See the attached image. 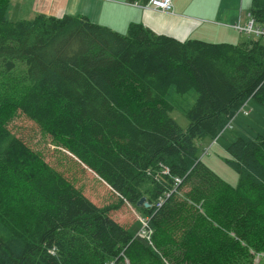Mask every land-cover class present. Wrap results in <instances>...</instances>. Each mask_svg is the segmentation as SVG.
I'll return each mask as SVG.
<instances>
[{
	"label": "trees",
	"instance_id": "16d2710c",
	"mask_svg": "<svg viewBox=\"0 0 264 264\" xmlns=\"http://www.w3.org/2000/svg\"><path fill=\"white\" fill-rule=\"evenodd\" d=\"M12 2L0 0V264H252V251L264 252V124L227 147L235 186L198 157L197 141L231 130L250 101L264 116V0L251 1L247 19L236 16L234 28L247 34L237 45L192 38L193 30L180 41L142 23L121 34L68 14L14 20ZM9 110L121 202L144 197L145 234H132L13 133ZM162 169L167 178L149 185Z\"/></svg>",
	"mask_w": 264,
	"mask_h": 264
},
{
	"label": "rangeland",
	"instance_id": "374dc122",
	"mask_svg": "<svg viewBox=\"0 0 264 264\" xmlns=\"http://www.w3.org/2000/svg\"><path fill=\"white\" fill-rule=\"evenodd\" d=\"M173 0L175 8L180 3L184 9L191 5L188 0ZM252 0H201L203 6L199 9H193L189 15L193 19L194 29L192 38L201 39L211 43H232L237 45L240 41H245L246 33H241L238 28H234L235 22L232 21V15L238 18L242 15L247 19V14L251 8ZM30 0H14L11 17L14 20L28 19L29 9L24 12ZM222 2V3H220ZM181 10V9H180ZM242 19V21H243ZM238 21V20H236ZM233 22V23H231ZM191 98V97H190ZM188 101H192L188 99ZM259 107L254 101H250L245 108L249 115L240 113L232 123L233 128L226 130L222 136L216 140L211 138L199 139L198 157L221 178L230 185H237L239 181L238 173L227 164L230 155L227 147L238 137L250 139L254 134L251 124H264V116L259 114ZM173 119L182 127L184 131L189 126L186 116L179 110L171 113ZM8 128L20 137L34 151L40 153L41 157L56 167L59 171L81 189L83 193L101 209H108L109 215L122 225L127 226L134 235L145 234L143 229L146 225V216L143 214L141 205L129 203L127 200L121 202V196L115 193L112 188L105 183L96 173L82 165L73 155L68 154L61 145L56 146L53 143V137L46 134L42 128L28 119L25 114L19 110H9L6 118ZM256 134L261 131H255ZM263 133V132H261ZM161 174L157 171L153 173L152 178L148 179L149 185H156L167 178L168 169H162ZM177 181V180H176ZM176 185V184H175ZM146 200V199H145ZM259 240L260 236H256ZM254 254L252 264H264V252Z\"/></svg>",
	"mask_w": 264,
	"mask_h": 264
},
{
	"label": "crops",
	"instance_id": "0c3cea01",
	"mask_svg": "<svg viewBox=\"0 0 264 264\" xmlns=\"http://www.w3.org/2000/svg\"><path fill=\"white\" fill-rule=\"evenodd\" d=\"M188 1L191 5L186 10H183L184 5L178 3L177 8L174 6L172 11H162L151 6L145 8L146 4H131L127 0H30L24 12L29 9L28 19L34 18L37 14L55 17L67 14L84 16L121 34L128 33L131 23H142L158 34H166L185 41L191 38L189 33L193 29L190 22L193 19L184 14L189 15L191 12L188 11L203 6L201 0ZM231 16V20L235 22L236 15Z\"/></svg>",
	"mask_w": 264,
	"mask_h": 264
},
{
	"label": "built area",
	"instance_id": "2783aa9c",
	"mask_svg": "<svg viewBox=\"0 0 264 264\" xmlns=\"http://www.w3.org/2000/svg\"><path fill=\"white\" fill-rule=\"evenodd\" d=\"M149 6L154 7L155 9L162 10V11H169L172 8V0H150L148 4L145 5V8H148ZM250 23L248 25L249 31L251 30V25ZM239 30L242 29V27L236 26ZM176 183H180L181 180L179 178H176ZM162 201L158 203V206H161Z\"/></svg>",
	"mask_w": 264,
	"mask_h": 264
},
{
	"label": "water",
	"instance_id": "95a60500",
	"mask_svg": "<svg viewBox=\"0 0 264 264\" xmlns=\"http://www.w3.org/2000/svg\"><path fill=\"white\" fill-rule=\"evenodd\" d=\"M144 202H145V198L143 197V198H141V199L139 200L138 205H142ZM145 205H146L147 207L150 206V204L147 203V202H145Z\"/></svg>",
	"mask_w": 264,
	"mask_h": 264
},
{
	"label": "bare ground",
	"instance_id": "6f19581e",
	"mask_svg": "<svg viewBox=\"0 0 264 264\" xmlns=\"http://www.w3.org/2000/svg\"><path fill=\"white\" fill-rule=\"evenodd\" d=\"M246 114H248V112H246Z\"/></svg>",
	"mask_w": 264,
	"mask_h": 264
},
{
	"label": "clouds",
	"instance_id": "9594fccd",
	"mask_svg": "<svg viewBox=\"0 0 264 264\" xmlns=\"http://www.w3.org/2000/svg\"><path fill=\"white\" fill-rule=\"evenodd\" d=\"M175 181H176V179H175ZM145 232V231H144ZM147 234V233H146Z\"/></svg>",
	"mask_w": 264,
	"mask_h": 264
}]
</instances>
